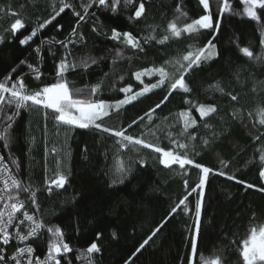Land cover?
Returning <instances> with one entry per match:
<instances>
[{
	"label": "trees",
	"instance_id": "16d2710c",
	"mask_svg": "<svg viewBox=\"0 0 264 264\" xmlns=\"http://www.w3.org/2000/svg\"><path fill=\"white\" fill-rule=\"evenodd\" d=\"M87 0H73L78 11L80 4ZM181 0H147V13L138 21H130L131 7L112 14L110 11L98 9L93 5L89 9V16L82 21L79 32L85 36V41L79 45H70L71 59L79 60L82 57H92L97 63L87 70L78 67L75 71L67 73L69 82L77 88L95 84L105 78L119 82V85L131 84L134 91H138L140 85L132 76L137 70L159 65L166 59L185 51L190 43H207V33L203 36L183 37L173 40L170 44L146 47L144 53L133 54L131 49L125 48L124 60H119L113 65L115 50L122 45L108 39L111 30L129 31L137 38L148 35L151 26H158L157 36L162 35V29H166L169 21H172L177 13L175 7ZM211 10L218 14L220 0H210ZM236 10H242L239 0H230ZM11 5L12 10L21 12L26 18V27L17 33L16 38H11L9 33L0 34L5 36V42L0 43V80L11 69L17 67V73L12 74L13 80L17 75L29 70L26 65H20L24 59L33 65L37 64L38 57L33 51L41 40L53 38L63 40L75 26L78 17L72 14L71 9H66L52 25L41 30L37 37L28 45L20 46L19 39L29 35L36 26L37 17L46 18L47 13L40 11L41 4H32L30 0H0V6ZM21 5H24L21 9ZM138 6V0H137ZM184 11L191 19H196L203 14L202 6L198 0H183ZM95 12L96 15H91ZM12 17L5 16L0 19V26H6ZM264 23V21H262ZM56 24L63 27L60 32L56 31ZM96 26L99 34L93 32ZM259 25L246 17L225 14L222 22V32L214 41L219 51V56L195 69L187 78L191 89L190 94L173 93L168 101L156 110V124L158 125L157 137L145 135L144 138L153 143H158L165 150L171 147L166 133L174 134L178 129L170 127L177 122V114L185 110L187 105L184 101L190 96L199 97L201 100L215 95L216 101L221 104V116L213 118L212 123L220 133L219 138L211 140L206 146L200 145L198 155H193L197 163L210 168L204 187V198L201 208V231L198 236V253L193 264H200V256L208 258H222V264H242L237 251L239 243L246 238L251 226L264 223V192L257 188H264V182L259 177V152L257 148L262 146L261 141H255L254 135L258 123L249 119L247 111L255 108L258 102L264 98V90L259 86L257 92H253L254 84L264 82V63H251L239 51L240 47H250L254 54L261 52ZM154 43V42H153ZM239 45V47H238ZM52 47L57 52L53 56L49 52ZM65 54V50L59 45H44L40 57L41 71L44 75L41 81H36L31 75L28 76L27 85L35 89L45 83H54L55 65ZM130 58V59H128ZM19 66V67H18ZM239 71L237 79L235 73ZM124 75L125 80L119 81V76ZM149 82L148 78H144ZM155 77L152 82L155 81ZM222 81L225 86L231 84L235 91L240 94V106L245 110L244 122L231 119L232 105L224 100L219 93L208 91L209 85ZM167 95L166 89H156L141 97L119 113H112L106 117L103 123L109 128H126L134 119L142 116L150 108ZM101 99L111 102L115 98H123V93L112 91L105 86ZM193 113L198 119V113ZM169 117L164 121L163 117ZM144 122L133 125L129 134L140 136L144 131ZM200 136L205 135L201 127L198 130ZM12 140L8 149L0 141V154L9 165L13 173L24 183L32 182L43 188L44 165L47 162L49 174L55 169V160L62 162V170L69 173V184L65 190L54 191L49 196L46 191H39L37 198L41 208L38 215L48 226H58L65 235V241L74 249L67 254L72 264H83L77 259L75 249H86L95 239L94 233L101 231V238L96 241L101 252L94 254V264H187V258L191 255L190 237L195 231V205L199 198L197 193L188 196L186 205L181 206L177 213L168 219L167 223L157 233L149 244L145 245L140 252H136L139 245L151 234L167 216L170 210L180 199L188 195L192 187L199 182L200 170L186 166L187 175L178 165L166 169L159 163L158 154L150 149H141L144 159V167H140L135 161L140 157L135 152L128 150L124 156L132 161V172L124 184L116 187H108L110 183L109 170L113 164V155L116 149L113 146V138L107 134L99 133L94 129H70L62 127L59 131L53 122L45 120L43 111L28 112L21 110L11 130ZM35 138L36 144L30 141ZM56 148V153L52 149ZM48 158L45 161V150ZM13 156L20 165L17 173L9 156ZM227 164L228 167H224ZM223 172L224 175L216 173ZM235 179L229 180L228 176ZM185 180L188 187H185ZM243 183H237L236 181ZM253 184L254 188H246L245 184ZM76 199L73 200L72 197ZM27 193H21L22 199H27ZM36 212V209H31ZM116 233L113 238L112 233ZM40 256L47 253L48 234L44 230L42 237L32 242ZM135 253V255H133ZM62 264H68L64 260Z\"/></svg>",
	"mask_w": 264,
	"mask_h": 264
},
{
	"label": "snow or ice",
	"instance_id": "6c2138e0",
	"mask_svg": "<svg viewBox=\"0 0 264 264\" xmlns=\"http://www.w3.org/2000/svg\"><path fill=\"white\" fill-rule=\"evenodd\" d=\"M32 4H41L40 11L47 13L46 18L41 19L37 17L36 26L32 28L29 35L19 39V45H28L34 37H37L41 30L46 29L52 25L66 9H71L72 14L78 19L75 26L71 29L68 35L63 39L41 40L40 45L33 49L36 52L38 61L36 65L21 59L19 64L26 65L28 72L17 75L13 80L12 74L17 73V67L11 69L2 80H0V141H3L5 149L9 148L12 140L11 130L13 129L16 118L21 114V110L28 112L43 111L45 120H51L54 127L59 131L62 127L67 130L70 129H94L99 133L107 134L108 137L113 138L112 143L116 149L113 155V164L109 170L110 183L108 187L113 188L117 185L124 184L132 172V161L124 156L125 152L131 150L135 152L140 158L135 162L144 167V159L141 155V149H150L152 153L158 154V160L164 168L170 169L173 165H178L179 169L184 170L187 175L186 166H191L200 170V177L198 184L192 187L184 198L170 210L164 220L155 227L151 234L139 245L136 252H140L149 241L157 235V233L164 227L168 219L173 214L177 213L181 206L186 205L188 196L197 193L198 199L195 205V231L190 237L191 255L187 258V264H193L194 258L198 253V236L201 231V208L204 198V187L210 168L197 163L192 159L193 155H198V147L202 144L208 145L211 140L219 138L220 133L216 130L212 123L213 118L221 116V104L216 101L215 95L209 96L205 100L199 97L190 96L185 99L184 103L187 105L185 110L177 114V122L170 125L173 129H178L177 133L169 131L166 133L170 148L165 150L158 143H153L144 138L145 135L157 137L158 125L156 120V110L164 105L173 93H192L188 77L195 69L202 68L205 63H208L219 56L217 45L214 41L222 32V22L225 14H232L243 16L254 21L259 25L260 31V46L261 52L254 54L250 47H240L239 51L251 63H264V0H239L242 5V10H236L230 0H220L218 7V14L211 10L210 0H198L199 6H202L203 14L198 18L191 19L188 13L184 11L183 0L176 4L175 12L177 15L172 21H169L166 29H162V35L157 36L158 26L149 25L151 29L143 38L135 37L129 31H118L116 28L111 30V35L108 39L116 42L122 47L115 50V57L112 60L113 65L119 60H124L125 48L131 49L133 54L146 53V45L153 47L155 45L166 46L173 40H180L183 37L192 39L193 37L203 36L207 33V43L199 44L190 43L185 51L178 52L177 55L166 59L163 63L145 67L132 73L134 79L143 85L138 91L133 90L131 84L119 85L115 79L107 80L108 73H105V78L98 80L95 84L86 85L84 88L74 87L67 79V73L75 71L78 67L87 70L92 65L97 63L95 58L90 56L82 57L79 60L71 59L70 45H79L85 41L83 33L79 32V27L82 21L89 16V9L96 5L98 9L110 11L116 14L121 7L125 10L130 7L134 9L128 19L130 21H138L144 18L147 13V0H87L80 4L81 11L76 9L73 0H30ZM24 5H21L23 9ZM91 15H96L95 12ZM5 16L12 17L6 26H0L3 33H9L11 38H16L17 33L26 27V18L22 16L21 12L12 10L11 5L0 6V19ZM61 24H56V31L60 32ZM93 32L99 31L94 25ZM5 42V36L0 34V43ZM154 42V43H153ZM59 45L65 50V54L59 59L55 65V82L47 84L35 89L30 88L26 80L31 75L36 81H41L44 73L41 71L40 63L43 60L40 57L42 47L44 45ZM239 47V45H238ZM51 55L56 56L57 52L53 48H49ZM130 59V58H128ZM19 67V66H18ZM239 79L240 72L235 73ZM148 78L149 82H145L144 78ZM156 78L152 82L153 78ZM125 76L120 75L119 81H124ZM109 86L112 91L123 93V98H115L111 102L100 98L105 86ZM264 90V82H258L253 85L252 91L257 92V87ZM156 89H166L167 95L163 96L153 108H150L142 116L134 119L126 128H109L105 126L103 121L112 113H119L125 109L126 105L132 104L141 97L153 92ZM208 91L219 93V95L232 105L230 112L231 119L234 121L244 122L245 110L240 106V94L235 91L231 84L225 86L222 81H217L209 85ZM198 113V119L193 113ZM249 119L254 121V127L258 123L254 135L255 141H261L262 146L257 148L259 152V177L264 181V98L257 103L254 109L247 111ZM167 121L169 117H163ZM144 122L143 127L145 131L140 136L129 134V129L133 125H138ZM205 130V135L198 134L199 128ZM32 145L36 144L35 138L30 141ZM58 150L52 149L53 153ZM48 152L45 150V161H47ZM12 165L16 168L17 173L20 170V165L13 156H9ZM56 167L52 170L50 175L47 162L44 165V181L43 188L32 182L24 183L18 178L17 174L13 173L9 165L5 163L4 157L0 156V264H62L67 260L68 264H72L71 259L67 254L74 251L70 244L65 241V235L60 227L48 226L42 219V214L38 215L41 208L40 201L37 198L39 191H46L49 196L53 195L54 191L65 190L66 185L69 184V173L62 170L61 160H55ZM224 167H228L224 164ZM224 175L223 172L216 173ZM229 180L235 179L234 176H228ZM237 183H243L237 180ZM185 187H188V181L185 180ZM246 188H254L250 183L245 184ZM257 191L264 192V188H257ZM21 193H27V199L21 198ZM76 199L75 196L72 197ZM36 209V212L31 211ZM46 230L48 234L47 253L43 259L38 255H34L35 249L32 242L42 237ZM113 238L116 233H112ZM102 236L101 231L94 233L95 239L90 243L86 249H75L77 259L81 260L83 264H94V254L101 252L98 246V241ZM12 250L11 252L9 250ZM237 251L242 260V264H264V223L256 224L250 227L246 238H244L238 245ZM135 255V253L133 254ZM130 264V262H126ZM200 264H222V258H208L203 255L200 256Z\"/></svg>",
	"mask_w": 264,
	"mask_h": 264
},
{
	"label": "built area",
	"instance_id": "2783aa9c",
	"mask_svg": "<svg viewBox=\"0 0 264 264\" xmlns=\"http://www.w3.org/2000/svg\"><path fill=\"white\" fill-rule=\"evenodd\" d=\"M0 156H2L1 154H0ZM3 157V156H2ZM5 160V159H4ZM6 163V162H5ZM10 168V167H9ZM0 187H2V185H0ZM32 246H33V244H32ZM33 248H34V246H33ZM35 249V248H34ZM10 252L12 251L11 249L9 250ZM35 251H36V249H35ZM34 255H38L37 254V252H34ZM41 259H43L44 258V256H40V255H38Z\"/></svg>",
	"mask_w": 264,
	"mask_h": 264
},
{
	"label": "rangeland",
	"instance_id": "374dc122",
	"mask_svg": "<svg viewBox=\"0 0 264 264\" xmlns=\"http://www.w3.org/2000/svg\"><path fill=\"white\" fill-rule=\"evenodd\" d=\"M264 182V181H263Z\"/></svg>",
	"mask_w": 264,
	"mask_h": 264
}]
</instances>
